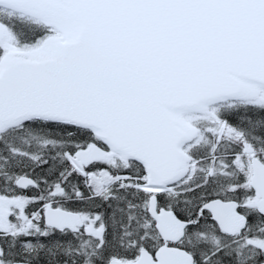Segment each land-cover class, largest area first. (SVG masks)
Returning a JSON list of instances; mask_svg holds the SVG:
<instances>
[{"label": "snow or ice", "instance_id": "obj_1", "mask_svg": "<svg viewBox=\"0 0 264 264\" xmlns=\"http://www.w3.org/2000/svg\"><path fill=\"white\" fill-rule=\"evenodd\" d=\"M0 264H264V0H0Z\"/></svg>", "mask_w": 264, "mask_h": 264}]
</instances>
